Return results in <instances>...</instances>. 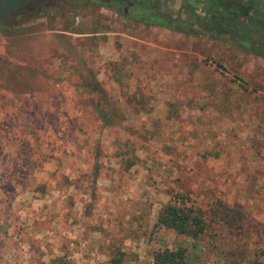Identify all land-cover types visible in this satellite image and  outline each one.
<instances>
[{"label":"rangeland","instance_id":"1","mask_svg":"<svg viewBox=\"0 0 264 264\" xmlns=\"http://www.w3.org/2000/svg\"><path fill=\"white\" fill-rule=\"evenodd\" d=\"M65 2L0 28V264H264V59ZM176 193L198 240L158 224Z\"/></svg>","mask_w":264,"mask_h":264},{"label":"trees","instance_id":"2","mask_svg":"<svg viewBox=\"0 0 264 264\" xmlns=\"http://www.w3.org/2000/svg\"><path fill=\"white\" fill-rule=\"evenodd\" d=\"M31 0L18 10L29 8ZM170 0H66L73 7H94L114 11L119 16L149 27H158L186 36L219 40L243 52L264 59V0H182L180 10L170 8ZM15 11V12H16ZM15 12L0 18V28H13L5 21ZM19 17V16H18ZM98 106V105H97ZM104 125L113 123V116L104 107H97ZM190 197L176 193L163 207L158 224L181 235L198 240L206 231L204 218L190 205ZM185 254L178 251H158L154 264H183Z\"/></svg>","mask_w":264,"mask_h":264},{"label":"crops","instance_id":"3","mask_svg":"<svg viewBox=\"0 0 264 264\" xmlns=\"http://www.w3.org/2000/svg\"><path fill=\"white\" fill-rule=\"evenodd\" d=\"M87 34H96L94 31L93 32H90V33H83V34H81V35H87ZM3 193H2V191L0 190V202H1V198H2V195ZM17 205L14 203V202H12L11 203V211L16 207ZM0 224H2V223H0Z\"/></svg>","mask_w":264,"mask_h":264}]
</instances>
